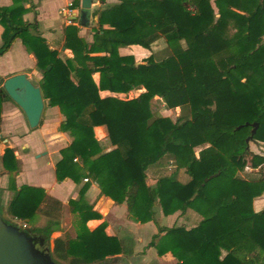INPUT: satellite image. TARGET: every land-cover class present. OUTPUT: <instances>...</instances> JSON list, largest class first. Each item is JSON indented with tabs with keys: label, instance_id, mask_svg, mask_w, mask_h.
I'll return each instance as SVG.
<instances>
[{
	"label": "trees",
	"instance_id": "1",
	"mask_svg": "<svg viewBox=\"0 0 264 264\" xmlns=\"http://www.w3.org/2000/svg\"><path fill=\"white\" fill-rule=\"evenodd\" d=\"M22 3L0 7V57L21 39L42 72L37 86L45 102L64 116L62 129L73 141L61 151L57 181L79 185L89 176L101 196L128 204L134 222L155 223L158 233L149 247L159 256L171 254L177 264H264V210L253 209L254 200L264 195V156L250 150L251 142L264 144V0H122L113 6L101 0L105 6L92 42L80 37L77 25L65 29L64 47L73 58L52 50L38 25L25 22L28 10ZM79 6L76 0L74 7ZM159 40L171 48L161 61L152 54ZM133 46L151 55L139 61L120 54ZM188 83L195 84L191 92ZM141 87L145 91L132 100L101 96ZM156 97L170 110L189 108L190 118L174 121L153 113ZM255 123L257 132L247 143ZM97 127H105L111 150L103 151ZM99 137H105L103 131ZM2 161L9 164L7 190L14 193L8 213L30 222L40 212L47 224L31 233L48 242L62 229L63 203L44 189L18 188L14 150L8 149ZM166 161L175 170L150 184L149 169ZM180 170L187 183L178 180ZM211 177L230 184L212 187L213 180L205 183ZM87 188L69 202L77 235L54 241L56 262L100 264L124 253L121 240L106 234L105 223L88 228L102 216L87 202ZM192 207L203 216L194 228L163 227L157 220L158 210L169 216Z\"/></svg>",
	"mask_w": 264,
	"mask_h": 264
},
{
	"label": "crops",
	"instance_id": "2",
	"mask_svg": "<svg viewBox=\"0 0 264 264\" xmlns=\"http://www.w3.org/2000/svg\"><path fill=\"white\" fill-rule=\"evenodd\" d=\"M15 1L18 4L22 3L21 0H0V7H10ZM75 1L27 0L22 3L25 9L28 10L24 15L25 22L37 24L39 32L47 41L49 47L52 50L58 51L62 56L69 58H73L74 55L71 50H67L64 47L65 28L70 25H77L81 30L80 36L84 38L83 34L89 25L95 28L94 21L96 17H99V11L101 10L97 6L100 4L103 7L100 0H93V12L90 13L86 20V25L83 26L79 22H72L71 20L75 15H79L81 11L82 0H80L79 7H74ZM105 3L106 6H113L121 4L122 0H110ZM126 7L130 9L129 4H126ZM3 32L4 28L0 24V47L3 44ZM92 40L93 37L88 42H92ZM168 46L165 40H159L152 46V54L156 55L157 52L164 50ZM119 52L122 56L133 55L137 60H142L151 55V52L136 46L121 48ZM38 68L35 56L29 53L21 39H17L10 51L0 57V90L6 79L21 73L27 74L29 79L37 86L38 82L42 79V72ZM99 79V74L94 75V80L97 83ZM103 94L106 95L103 96ZM101 96L108 97L113 96V94L102 92ZM63 122L64 116L60 108L47 104L39 127L31 129L24 112L11 100H3L0 125V189L3 193L0 199L1 206L5 205L7 211V205L14 195L12 191L7 190L9 184V164L2 161L6 151L11 149L14 150L15 156L19 161L18 168L14 173L18 188L27 185L44 189L49 197L61 201L65 208L69 206L71 200L78 198L83 186H88L85 195L86 200L89 204L94 205V210L102 216L101 220L88 222V228L93 231L94 229L91 226L98 228L105 223L107 225L106 234L118 237L122 241L126 253H131L133 246L130 248V245H136V248L137 243L147 242V240L157 234V225L153 222L147 224L134 222L131 218L128 204L116 205L111 199L101 196L98 184L89 176L83 179L79 185L70 179L63 182L57 181L56 166L62 159L61 151L70 144V139L60 129ZM97 129L104 133L106 131L105 127H97ZM99 142L101 144L110 143L106 135ZM252 144L254 148L259 147L261 149V144L263 143ZM110 148H112L111 144ZM253 153L262 155L257 149ZM172 168L174 166L171 162L164 169H160V167L150 168L148 171L149 179L154 177L152 174L157 175L155 179L160 173L169 174L172 172ZM247 171L257 172L258 169L253 170L248 168ZM178 180L181 183L188 182L189 177L184 170L179 171ZM210 184L212 187H224L228 186L230 181L221 177L213 180ZM198 207L203 210L205 209L203 203H200ZM253 209L255 212L264 210V195L254 200ZM202 219L203 216L199 208L195 207L189 208L185 214L178 211L172 215L164 216L161 210H158L157 213L159 224L168 228L183 225L187 229H191L196 227ZM151 250L155 249L150 248ZM166 256L169 257V254ZM166 256L157 257L160 264H176L175 259ZM114 257L116 258L114 264H147L146 260L129 259L123 254L115 255ZM123 259L125 261H122Z\"/></svg>",
	"mask_w": 264,
	"mask_h": 264
},
{
	"label": "water",
	"instance_id": "3",
	"mask_svg": "<svg viewBox=\"0 0 264 264\" xmlns=\"http://www.w3.org/2000/svg\"><path fill=\"white\" fill-rule=\"evenodd\" d=\"M93 0H82L81 11L75 15L72 22L86 25L91 12H93ZM99 17H96L94 26L97 27ZM40 71V68H38ZM4 91L3 100L14 102L25 114L31 129L39 127L46 105L41 89L36 86L25 73L17 74L6 79L2 84ZM259 125H253L252 135L246 140H253ZM206 180L205 183L213 180ZM43 245L45 240L31 235L30 231L18 227L8 216L7 212L0 215V264H58L51 255V250L44 251L37 248V244Z\"/></svg>",
	"mask_w": 264,
	"mask_h": 264
},
{
	"label": "rangeland",
	"instance_id": "4",
	"mask_svg": "<svg viewBox=\"0 0 264 264\" xmlns=\"http://www.w3.org/2000/svg\"><path fill=\"white\" fill-rule=\"evenodd\" d=\"M95 1H99V0H95ZM104 6L105 5H103V7H102V5H100L99 4V6H97V7H99V9H102V8H104ZM101 11V10H100ZM99 11V12H100ZM99 25V24H98ZM68 27V26H67ZM98 27V26H97ZM66 29V28H65ZM93 29L94 28H92V25H89V27L85 30V32H84V39L85 40H87V41H89V40H91L92 39V37H93ZM79 30H80V28H79ZM83 31V30H82ZM80 32H81V30H80ZM79 35H80V33H79ZM81 37V36H80ZM184 45V44H183ZM160 49H162V48H160ZM170 47L168 46L167 48H165L164 50H161L160 52H157V54L156 55H154L155 56V59L157 60V61H161V60H163V59H165L166 57H168L169 55H170V53H171V51H170ZM140 61H141V59H139ZM213 69V68H212ZM214 72V71H213ZM216 72V71H215ZM194 83H188L187 84V86H188V89H189V91L191 92L192 90H194ZM197 88H198V91L199 92H204V89L202 88V87H198L197 86ZM145 91V89L144 88H139V89H137V90H135V91H133V92H130V93H128V94H114L113 95V97H118L119 99H122V100H132V99H134V98H136V97H138L141 93H143ZM106 94H103V96H105ZM152 111H153V113H157V114H159V115H162V116H165V117H169V118H171L172 120H176L177 118H179V117H183V118H190V116H191V114H190V110H189V108H177V109H173V110H170V109H168L166 106H165V104H164V102L163 101H161V100H159L157 97L155 98V102L153 103V105H152ZM60 129H61V132H63L65 135H67V137L70 139V144L72 143V141H73V139L69 136V134L68 133H66V132H64L63 131V129H62V125H61V127H60ZM99 134H100V130L99 129H95V137H96V139L98 140V141H101V139H104V138H101V137H99ZM106 136H107V139H108V134H107V131H105V133H104ZM101 143V142H100ZM70 144H69V146H70ZM255 144H257V143H255ZM102 145V148H103V151H108V149H109V147H110V143H103V144H101ZM68 146V147H69ZM106 146H108L107 148H106ZM67 147V148H68ZM66 149V148H65ZM110 149H112V148H110ZM109 149V150H110ZM255 149H257L258 151H260V153L262 154V155H264V145L263 144H261V149L258 147V148H254V146H253V144H252V142L250 143V150L252 151V152H254V150ZM64 150V149H63ZM247 158H248V160L249 161H251V159H252V155H248L247 156ZM169 164V162L168 161H166L163 165H161L160 166V169H164L165 167H167V165ZM171 164L174 166V168H172V171L176 168V166L171 162ZM167 169V168H166ZM165 171V170H164ZM259 171V170H258ZM257 171V172H258ZM171 173V172H170ZM169 173V174H170ZM169 174H163V173H160V175L158 174V177H161V176H166V175H169ZM152 176H154L153 178H151V179H149V183L150 184H153V183H155V181H156V179L158 178H156L155 179V176H157V175H154V174H152ZM211 185V184H210ZM2 190L0 189V199L2 198ZM11 201V200H10ZM9 201V202H10ZM2 207L5 209L6 208V206L5 205H2ZM8 207H9V203H8V205H7V214H8V216H9V218L18 226V227H20L21 229H24V230H28V231H31L32 229H36V228H43V227H45L46 226V224H47V219L40 213V212H38L37 214H36V216H35V218L32 220V221H30V222H28V221H26V220H22V219H16V218H14V217H12L9 213H8ZM6 210V209H5ZM61 222H62V229H61V231H59V232H55L53 235H51V237H50V239L48 240V242L46 243V247L48 248V249H50L51 250V255L53 256V248H54V241L57 239V238H63V239H65V238H75L76 237V235H77V228H76V217L70 212V209H69V206L67 207H65L64 208V211H63V216H62V218H61ZM88 226V225H87ZM91 228L92 229H94L95 230V228L96 227H94V226H91ZM97 229V228H96ZM93 230V231H94ZM158 233V232H157ZM152 239H153V236L151 237V239H149V240H147V242H142V243H137V247L135 248V246L136 245H133V244H131L130 245V248H131V246H133V249H132V252L131 253H126V251H125V247H124V245H123V248H124V253H123V255H125L126 256V258H129V259H131V258H137V259H140V260H146L147 261V264H160L159 263V261H158V258L157 257H163V256H159L158 254H157V251L156 250H151L150 251V247H149V245H150V243H151V241H152ZM122 242V241H121ZM123 244V243H122ZM154 249V248H153ZM150 251V252H149ZM168 255V254H167ZM171 254H169V257L168 256H166V255H164V256H166V257H168V258H173V259H175L172 255L170 256ZM115 255H113V256H109L104 262H102V263H109V264H114V261H115V257H114ZM54 259V258H53ZM55 260V259H54ZM176 260V259H175ZM122 261H125V259H123ZM58 264H69L68 262H64V261H58L57 262ZM116 263V262H115ZM101 264V263H100ZM120 264V263H119ZM176 264H177V261H176Z\"/></svg>",
	"mask_w": 264,
	"mask_h": 264
},
{
	"label": "flooded vegetation",
	"instance_id": "5",
	"mask_svg": "<svg viewBox=\"0 0 264 264\" xmlns=\"http://www.w3.org/2000/svg\"><path fill=\"white\" fill-rule=\"evenodd\" d=\"M4 212H6V210L1 206V204H0V215H2ZM30 233H31V231H30ZM31 235H34V236H36L35 234H33V233H31ZM37 237H39L40 238V240H44L43 238H41L40 236H38L37 235ZM46 241H45V243L43 244V245H40L39 243L37 244V248H39L40 250H42V251H44V250H46V249H48L47 247H46ZM101 264H109V263H101Z\"/></svg>",
	"mask_w": 264,
	"mask_h": 264
},
{
	"label": "built area",
	"instance_id": "6",
	"mask_svg": "<svg viewBox=\"0 0 264 264\" xmlns=\"http://www.w3.org/2000/svg\"><path fill=\"white\" fill-rule=\"evenodd\" d=\"M101 1V0H100ZM104 2H108V1H110V0H103ZM87 181V180H86Z\"/></svg>",
	"mask_w": 264,
	"mask_h": 264
}]
</instances>
